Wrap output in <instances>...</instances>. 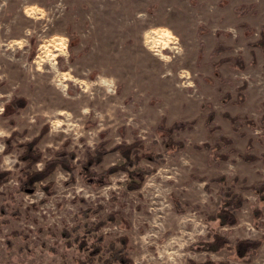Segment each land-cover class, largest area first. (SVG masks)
<instances>
[{
    "label": "rangeland",
    "instance_id": "obj_1",
    "mask_svg": "<svg viewBox=\"0 0 264 264\" xmlns=\"http://www.w3.org/2000/svg\"><path fill=\"white\" fill-rule=\"evenodd\" d=\"M39 135L71 171L26 189L20 145ZM133 142L153 156L128 167L137 190L106 173ZM0 172V264H101L80 248L96 236L124 237L132 264H264V0H0ZM226 188L233 226L209 218ZM213 234L228 244L202 251ZM239 240L261 244L238 258Z\"/></svg>",
    "mask_w": 264,
    "mask_h": 264
},
{
    "label": "trees",
    "instance_id": "obj_2",
    "mask_svg": "<svg viewBox=\"0 0 264 264\" xmlns=\"http://www.w3.org/2000/svg\"><path fill=\"white\" fill-rule=\"evenodd\" d=\"M25 100L22 98H14L11 101L9 106H13L14 109H19L24 107ZM232 122L235 121V118H229ZM180 124L175 123L172 125L170 129H163L167 135L170 133L172 129L179 128ZM168 131V132H167ZM17 135V133H12V136ZM41 138V135L33 138L31 141L24 142L20 145L22 148V153L19 158L22 162H24V176L25 179L22 182V187L26 189H33L34 185L38 182L43 181L47 178L57 166H61L67 171H71V167L65 159V153L58 152L57 158L51 160H44L41 151L37 148V144ZM229 142L228 139H225ZM7 142V141H6ZM170 146L177 145L181 147L180 143H175L171 138L168 140ZM8 143V142H7ZM208 148V145H205ZM115 150L119 151V154L124 160L123 165H114L110 167L106 173H116L118 171H126L129 176V180L127 183V188L130 190H137L140 188L141 183L144 179L143 171L135 170L129 171L128 167L133 166L140 160V158L144 157L148 160H153V156L151 154H143L138 155V146L135 142L127 145H117ZM69 155H72L71 153ZM103 156V151H97L95 155L89 156L90 161L98 162ZM248 158V159H247ZM246 160H251L252 157H245ZM254 159V158H253ZM43 162V168L41 170H35L34 167L37 163ZM8 172H0V177H6ZM48 186H45V190L48 191ZM254 191V193L258 196L259 200L264 204V181L259 182L256 186L250 187ZM222 199L220 202V207L217 213L209 217L211 220H216L221 226H233L236 224V212L242 207L244 203V199L231 191V189L226 188L221 193ZM99 226V225H98ZM121 247L117 249L113 243H110L107 247L102 246L103 238L101 236H96L90 243L89 247H87V243L84 239L80 242V248H89L88 259H92L93 255L106 254V257L102 259L101 264H132V261L125 253V238L122 237L119 239ZM228 244L227 240L218 234H213L211 239L208 241L198 242L197 245L200 246L202 251L209 252H217L224 246ZM261 240H239L235 244V254L238 258H243L245 256L253 255L256 249L260 246ZM188 264H222V263H214L212 261L207 260L204 263H195L193 261H188Z\"/></svg>",
    "mask_w": 264,
    "mask_h": 264
},
{
    "label": "bare ground",
    "instance_id": "obj_3",
    "mask_svg": "<svg viewBox=\"0 0 264 264\" xmlns=\"http://www.w3.org/2000/svg\"><path fill=\"white\" fill-rule=\"evenodd\" d=\"M153 33V32H152Z\"/></svg>",
    "mask_w": 264,
    "mask_h": 264
}]
</instances>
